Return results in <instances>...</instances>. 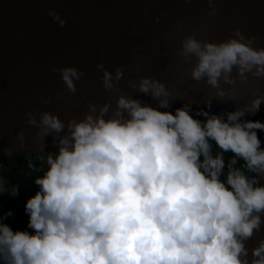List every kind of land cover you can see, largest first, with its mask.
Wrapping results in <instances>:
<instances>
[{"label": "clouds", "instance_id": "1", "mask_svg": "<svg viewBox=\"0 0 264 264\" xmlns=\"http://www.w3.org/2000/svg\"><path fill=\"white\" fill-rule=\"evenodd\" d=\"M208 5V15L216 16V0ZM48 15L66 26L55 10ZM176 31L183 35L182 25ZM257 39L240 28L221 42L193 33L184 36L178 55L195 59L192 80L205 81L221 101L237 100V85L248 84L249 75L264 79V47L254 46ZM96 67L115 108L111 100L90 102L83 119L67 121L50 111L26 113L37 129L34 154L43 174L25 204L26 230L5 222L12 210L0 214V264H264V240L251 253L247 247L264 226V147L258 135L264 121L245 118L260 111L264 94L220 114L209 111L212 99L204 101L209 110L195 115L194 101L173 112V93L160 80L128 81L157 101L153 106L118 87L123 67L114 74L102 62ZM52 71L69 94L77 93L82 70L53 65ZM221 81L230 87L221 88ZM39 102L51 99L42 93ZM49 136L55 151L47 150ZM16 138L27 146L24 129ZM225 153L232 154L228 161ZM19 193L20 186L0 174V195Z\"/></svg>", "mask_w": 264, "mask_h": 264}, {"label": "water", "instance_id": "2", "mask_svg": "<svg viewBox=\"0 0 264 264\" xmlns=\"http://www.w3.org/2000/svg\"><path fill=\"white\" fill-rule=\"evenodd\" d=\"M216 2L220 11L210 17L208 0H0V158L39 150L37 129L26 120L29 111H50L67 121L83 119L90 102L103 105L111 100L115 108L114 94L103 88V73L96 67L101 62L113 74L123 67L118 87L153 106L157 101L131 89L128 81L136 78L138 83L147 76L163 82L173 93L168 109L173 112L194 101L195 115V110H209L204 101L212 99L209 111L220 114L264 94V79L249 75L248 84L237 85V100L221 101L205 81L192 80L195 59L184 61L178 55L184 36L195 33L197 39L221 42L235 28L256 35L254 46L264 47V0ZM49 9L59 13L66 26L54 21ZM156 17H161L159 23ZM177 24L182 25L183 35L176 31ZM53 65L75 66L85 73L76 81V94L66 91ZM232 75L236 76L235 70ZM220 86L230 87L223 81ZM57 91L62 99L55 95ZM42 93L51 103L39 102ZM256 115H264V104ZM20 129L26 147L16 138ZM46 144L47 150L55 149L51 136Z\"/></svg>", "mask_w": 264, "mask_h": 264}, {"label": "trees", "instance_id": "3", "mask_svg": "<svg viewBox=\"0 0 264 264\" xmlns=\"http://www.w3.org/2000/svg\"><path fill=\"white\" fill-rule=\"evenodd\" d=\"M246 119L261 120L264 121V115H255L245 117ZM258 135L262 141V147H264V131L258 132ZM215 151V150H214ZM225 160L228 161L231 157V153H225ZM20 164V168L17 171H13L11 176L8 177V184H16L20 186V193L18 197H11L8 194L0 195V210L9 206L10 204H16L18 208L22 210L21 215L16 219V222L11 225L13 230H26L29 217L25 213V204L30 196L35 194L37 190L34 183L36 176L42 175V162L39 160L38 154L19 155L14 157ZM34 165L35 167H30ZM243 161H240L236 167H241ZM31 231V230H29Z\"/></svg>", "mask_w": 264, "mask_h": 264}, {"label": "flooded vegetation", "instance_id": "4", "mask_svg": "<svg viewBox=\"0 0 264 264\" xmlns=\"http://www.w3.org/2000/svg\"><path fill=\"white\" fill-rule=\"evenodd\" d=\"M55 150L56 149L48 150V151H55ZM0 167H3L2 169H0V174L4 175L8 179V177L11 176L13 171H17L20 168V164L14 157L0 158ZM261 183H264V179L261 180ZM9 210H12L14 215L12 217H9L5 222L11 226L12 224L16 222V219L21 215L22 210L18 208L16 204H10L9 206L0 210V214L6 213ZM260 230L263 233L264 226ZM261 240H264V237L261 238L260 241Z\"/></svg>", "mask_w": 264, "mask_h": 264}, {"label": "rangeland", "instance_id": "5", "mask_svg": "<svg viewBox=\"0 0 264 264\" xmlns=\"http://www.w3.org/2000/svg\"><path fill=\"white\" fill-rule=\"evenodd\" d=\"M263 233H264V231H263ZM263 233H262L261 230L258 231L257 234H256V236L253 239H251V240H249L247 242V247H248L250 253H251V249H253L254 247H256L258 245V243L260 242V239L264 237Z\"/></svg>", "mask_w": 264, "mask_h": 264}, {"label": "bare ground", "instance_id": "6", "mask_svg": "<svg viewBox=\"0 0 264 264\" xmlns=\"http://www.w3.org/2000/svg\"><path fill=\"white\" fill-rule=\"evenodd\" d=\"M9 81H13V80H9Z\"/></svg>", "mask_w": 264, "mask_h": 264}]
</instances>
